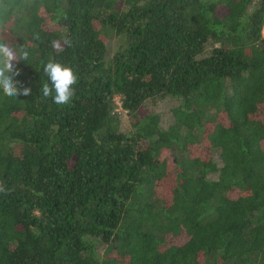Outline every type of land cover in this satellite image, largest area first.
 <instances>
[{"label":"trees","instance_id":"trees-1","mask_svg":"<svg viewBox=\"0 0 264 264\" xmlns=\"http://www.w3.org/2000/svg\"><path fill=\"white\" fill-rule=\"evenodd\" d=\"M263 26L264 0H0L31 88L0 94V264H264Z\"/></svg>","mask_w":264,"mask_h":264},{"label":"clouds","instance_id":"clouds-1","mask_svg":"<svg viewBox=\"0 0 264 264\" xmlns=\"http://www.w3.org/2000/svg\"><path fill=\"white\" fill-rule=\"evenodd\" d=\"M15 59L27 61L28 53L24 51L18 57L14 47L0 40V94L9 98H17L18 95L28 96L31 93L30 87H18L13 79V74H19L18 71H14L12 64ZM43 73L50 82L43 84V97H50L56 105L69 104L75 94L73 86L78 80L73 68L57 60L49 59L43 65ZM7 192L8 190L0 183V193L7 195Z\"/></svg>","mask_w":264,"mask_h":264},{"label":"rangeland","instance_id":"rangeland-1","mask_svg":"<svg viewBox=\"0 0 264 264\" xmlns=\"http://www.w3.org/2000/svg\"><path fill=\"white\" fill-rule=\"evenodd\" d=\"M262 33L264 34V26L262 29ZM123 42V37L112 35L110 38H108L106 43V49H107V56H110L119 46L120 43ZM14 60L12 61V63ZM176 101L172 98H154V99H148L146 101V105L148 108L153 110L154 112H157L161 116V126L166 127L170 121H171V114L170 109L175 105ZM120 120H121V128L126 129L128 127V118L124 111H120ZM161 192V196H164ZM188 238V236L183 232L181 233L176 239L177 241L183 242ZM104 245H99L98 247V253L101 255L104 250Z\"/></svg>","mask_w":264,"mask_h":264},{"label":"built area","instance_id":"built-area-1","mask_svg":"<svg viewBox=\"0 0 264 264\" xmlns=\"http://www.w3.org/2000/svg\"><path fill=\"white\" fill-rule=\"evenodd\" d=\"M115 102H116V104H117V108H116V110H117V111H121L122 109H121V107H120V102H119L118 97L115 99Z\"/></svg>","mask_w":264,"mask_h":264}]
</instances>
